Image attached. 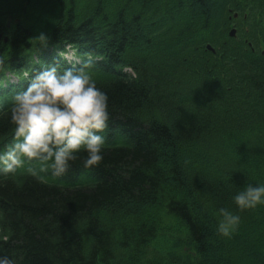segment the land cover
<instances>
[{
  "label": "trees",
  "instance_id": "trees-1",
  "mask_svg": "<svg viewBox=\"0 0 264 264\" xmlns=\"http://www.w3.org/2000/svg\"><path fill=\"white\" fill-rule=\"evenodd\" d=\"M0 35V150L13 94L47 64L91 56L109 113L97 166L0 174V253L15 264H264V205L216 231L218 209L236 212L233 195L264 183V0H0Z\"/></svg>",
  "mask_w": 264,
  "mask_h": 264
},
{
  "label": "clouds",
  "instance_id": "clouds-1",
  "mask_svg": "<svg viewBox=\"0 0 264 264\" xmlns=\"http://www.w3.org/2000/svg\"><path fill=\"white\" fill-rule=\"evenodd\" d=\"M35 39L44 46L48 38L41 33ZM58 55L64 57L66 53L60 51ZM93 62L91 56H86L75 67L63 71L58 64H47L13 94L8 112L13 138L0 150V174H15L24 168L28 174L36 175L37 168H25L36 161L40 172L51 169V175L59 177L77 159L85 169L103 160L102 133L109 119L108 96L90 72ZM232 200L236 212L218 209L216 231L222 236L230 235L238 227V212L264 205V183L245 184ZM0 264L15 261L0 253Z\"/></svg>",
  "mask_w": 264,
  "mask_h": 264
},
{
  "label": "water",
  "instance_id": "water-1",
  "mask_svg": "<svg viewBox=\"0 0 264 264\" xmlns=\"http://www.w3.org/2000/svg\"><path fill=\"white\" fill-rule=\"evenodd\" d=\"M233 34H234V30L231 31L230 35L232 36ZM0 38H1V35H0ZM5 41H6V39L4 38V42H5ZM206 48H207L208 50H211V51H212V48H211L209 45H207Z\"/></svg>",
  "mask_w": 264,
  "mask_h": 264
},
{
  "label": "rangeland",
  "instance_id": "rangeland-1",
  "mask_svg": "<svg viewBox=\"0 0 264 264\" xmlns=\"http://www.w3.org/2000/svg\"><path fill=\"white\" fill-rule=\"evenodd\" d=\"M66 58H67L69 61H71V60H72V58H71V54H70V53L67 54V55H66Z\"/></svg>",
  "mask_w": 264,
  "mask_h": 264
}]
</instances>
